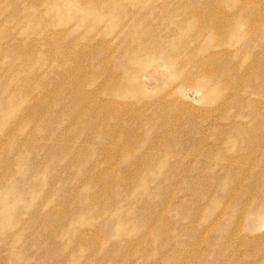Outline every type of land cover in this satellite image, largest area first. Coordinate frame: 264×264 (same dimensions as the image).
Here are the masks:
<instances>
[{
  "label": "rangeland",
  "instance_id": "1",
  "mask_svg": "<svg viewBox=\"0 0 264 264\" xmlns=\"http://www.w3.org/2000/svg\"><path fill=\"white\" fill-rule=\"evenodd\" d=\"M0 264H264V0H0Z\"/></svg>",
  "mask_w": 264,
  "mask_h": 264
}]
</instances>
